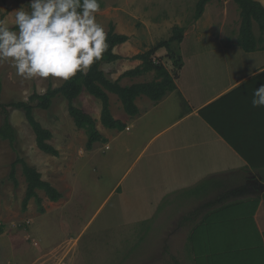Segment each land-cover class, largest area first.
Masks as SVG:
<instances>
[{
	"label": "rangeland",
	"instance_id": "rangeland-1",
	"mask_svg": "<svg viewBox=\"0 0 264 264\" xmlns=\"http://www.w3.org/2000/svg\"><path fill=\"white\" fill-rule=\"evenodd\" d=\"M257 1L264 6V0ZM99 2L101 11L97 13V22L105 31L113 25L117 34L128 37L125 44L116 48L122 60L101 66L111 80H115L123 71L136 67L138 62H132L130 57L148 50L159 41L167 40L173 26L178 25L186 29L195 22L193 15L196 0ZM29 3L30 0H0V19L5 20L10 28H14L15 11L21 7L30 11ZM206 13L208 20L214 22L215 38L221 34L222 40L237 41L240 17L232 0H214L205 7L202 19ZM253 32L258 35L255 25ZM203 33V40L210 37L206 31ZM188 43L190 42L185 40L181 45L175 44L172 48L176 49L181 57L202 48L195 42L185 45ZM254 55L256 54L250 57L255 58ZM154 58L155 62L164 65L168 71L172 70L165 49L158 50ZM239 63L234 61L230 66L237 70ZM152 79L153 73H148L121 82L128 85V82H149ZM62 83V80L52 78L22 80L10 63H0V126L4 117L3 107H6L10 123L16 130L12 146L0 138V264H174L171 257L180 264H194L188 237L194 233L195 226L202 220V213L207 211H203L201 207L227 189V185L229 188L243 184L244 174L232 173V176L217 175L207 178L206 180H212V183H207L208 187L222 182L223 189L213 191L201 199L187 196L181 198L184 196L183 190L173 196H180L179 201L171 197L161 205L134 204L127 196L119 195V192L112 188L119 176L129 168L138 147L133 151H121V141L111 144V147L109 144L104 146L95 143L98 149H104L103 153L95 146L94 149L87 150L86 132L75 127L68 114L67 102L63 98H56L49 110L34 109L33 112L35 119L52 133L49 144L59 153L57 157H53L37 149L34 135L24 119L23 112L8 106L10 103L26 101L33 91L43 94L49 84L59 87ZM112 97L115 102L111 99L109 101L111 111L117 113V103L123 111L118 98L115 95ZM73 104L95 120L101 135L110 139L117 134L100 124L101 105L92 96L85 92L80 93ZM123 113L126 115L124 111ZM101 154L102 157L108 158L106 163L102 162ZM17 156L35 167L42 174V179L62 194L58 202L49 201L42 191H38L40 206L31 200L25 211L21 209L26 189L21 166H16L17 188H14L8 178L10 165ZM115 156L119 157V164L112 160ZM111 161L115 167L111 166ZM135 164L126 173L129 179L137 171L138 165ZM251 176L256 177L257 173H252L249 177ZM247 192L248 195L244 199L259 197L258 204L260 203L264 210V192L258 194L250 188ZM246 211L242 217L246 218L247 226L252 225L253 215L250 214V218ZM237 213L241 216L240 212ZM238 215L225 218L231 219ZM186 218L189 220H185ZM210 228L212 226H209L205 234L214 237L215 230ZM239 230L240 228H221V245L228 241V236L233 237L237 244L226 246L224 258L216 264H228L231 260L235 261L232 264H241L246 255L244 253H249V264L262 261L264 257L257 251L264 237L261 241L256 239L259 243L257 245L243 244ZM223 247L217 248L216 253H222ZM211 250L207 252L214 253L215 248ZM227 252H231L228 257Z\"/></svg>",
	"mask_w": 264,
	"mask_h": 264
},
{
	"label": "crops",
	"instance_id": "crops-1",
	"mask_svg": "<svg viewBox=\"0 0 264 264\" xmlns=\"http://www.w3.org/2000/svg\"><path fill=\"white\" fill-rule=\"evenodd\" d=\"M202 18L184 31L180 45L186 40L190 43L185 45L195 42L202 48L181 57L183 66L175 80L176 90L156 103L145 96L138 97L135 104L139 114L135 117L124 115L118 103L117 113L110 109L113 118L123 122L125 128L121 131L111 130L117 134L110 139L102 135L106 143L99 144L104 146L109 144L111 147V144L122 141L121 151L125 149L133 151L138 147L129 168L119 176L112 188L119 192V195L127 196L134 204L161 205L163 201L183 190L184 196L181 198L185 197L190 189L209 177L234 173L244 174L246 179L252 173L259 175L260 171H264V107L252 106L255 89L264 85V50L242 53L243 50L237 45V41L222 40L221 34L217 38L214 37L215 25L212 20H208L207 13L204 19ZM206 18L208 21H205ZM203 31L210 37L203 40ZM116 48L114 52L119 55ZM253 54H256L255 58L250 57ZM234 61L240 62L237 70L230 66ZM137 62L139 65L140 62ZM253 73L258 75L253 76ZM128 79L130 78L122 80L125 82ZM121 81L122 86L136 83L128 82L127 85ZM112 95L108 94L109 101L115 100ZM220 99L225 103L234 101L239 110L236 113L223 108L227 116L220 114L221 122L213 120L219 116V113L215 112V116L209 121H212L217 130L201 117L199 111ZM206 116L209 117V114ZM223 135L241 150L242 155L251 159V164L254 163L259 168L251 169L250 164L237 153ZM95 145L92 148L98 149ZM98 150L104 152L103 148ZM100 157L102 162L106 163L108 158L102 157V154ZM118 159V156L112 158L116 162ZM134 164L138 165V168L140 165V168L139 171L137 168L136 176L129 179L126 173ZM111 166L115 167L112 161ZM226 182L229 183L228 180ZM181 198L176 196L172 199L179 201ZM257 205L252 214L253 232L261 241L264 237V210L260 203ZM190 251L192 253L191 248ZM257 253L264 257V241L260 242ZM229 254L231 252H227L226 256ZM244 254L246 255L241 264H249V253ZM192 261L195 264L194 257ZM233 262L235 261L231 260L227 263ZM256 264H264V258Z\"/></svg>",
	"mask_w": 264,
	"mask_h": 264
},
{
	"label": "trees",
	"instance_id": "trees-1",
	"mask_svg": "<svg viewBox=\"0 0 264 264\" xmlns=\"http://www.w3.org/2000/svg\"><path fill=\"white\" fill-rule=\"evenodd\" d=\"M212 1L214 0H196L195 13L193 15L194 21H197L202 16L205 7ZM232 1L238 9L240 17L237 45L247 53L264 50V6L257 0ZM253 25L257 27L258 35L253 32ZM13 29H15V27ZM184 31V27L178 25L173 26L171 28V35L167 40L159 41L148 50L130 57L133 61H139V65L123 72L117 79L111 80L101 69V66L103 64H112L122 59L120 55H117L114 52V49L127 42L128 37L117 34L114 31V26L110 25L106 31L109 48L104 53L103 59L94 64L86 75L78 73L73 79L66 82L63 81L59 87H53L49 84L43 94L33 91L26 101L10 103L8 106L23 112L24 119L34 135L37 149L45 154L57 157L59 154L58 151L49 144V141L52 138V133L35 119L33 112L34 109L47 111L52 106L54 99L63 98L67 102L68 114L72 118L75 127L86 132V135L88 136L86 149L91 150L95 143H106V139L98 132L95 120L88 113L77 108L73 104V102L79 97V94L85 92L100 103L101 110L99 122L104 128L118 131L123 130L125 124L120 120L113 118L111 114L108 94H113L118 98L126 115L129 117H135L139 114V110L135 104V100L138 97L145 96L150 101L156 103L161 101L168 93L176 90L175 80L179 77L183 64L181 56L176 49L172 48V46L182 42ZM160 49H165L167 51L168 59L171 61L172 65L171 71H168L161 63L155 62L154 55ZM148 73H153V79L149 82L133 83L128 86H122L120 84V81L123 78H135ZM223 108H228L236 113H238L239 110L234 101L225 103L220 99L200 110L199 113L201 117L216 128L209 119L214 117L216 112L219 113L218 118L220 120H218V118H214L213 120L215 122H221L222 116L220 114L224 117L227 116V114L224 113ZM3 112L4 117L0 126V138L8 141L12 146L16 138V130L10 123L6 107H3ZM206 114H209V117H207ZM231 118H233V116H231ZM224 138L233 146L237 153H239L242 158L250 164L251 169L259 168L258 165L256 166L254 163L251 164V159L242 155L241 150H239L236 145L234 146L228 137L224 136ZM17 165L21 166V171L26 184L25 194L21 202V209L23 211L26 210L31 200H34V202L40 206L41 199L38 196V191H42L51 202L55 203L61 199L62 194L50 183L44 181L42 179V174L35 167L28 165L25 160L19 156H17L11 163L8 174V178L12 181L14 188H17L18 186L15 177ZM259 176L264 184V171H260ZM207 183H212V180L208 179L202 181L200 184L190 189L186 193V196L201 199L210 195L213 191L223 189L222 182L216 183V186L214 187H208ZM247 190L248 188L245 183L236 187L227 188L222 190L216 198L207 201V203L201 207L203 211H207L202 213V220L195 226L194 233L190 234L188 237V243L190 244V248L195 257V264H216L217 261L224 258V249L226 246L228 247L237 244L233 237L228 236L226 238L228 241H224V244L221 245L222 241L220 237L222 234H219L222 227L227 230L240 228L239 231L242 234L241 239L243 240V244H259L258 241H256L259 237H255L257 234L253 232V224L247 226L246 218L242 217L245 216L244 213L248 209L249 211L246 212L251 218L250 214H253L259 199V197H257V199H244L248 195ZM250 204L252 206H250ZM40 211H42V209ZM237 212H240L241 216L238 215ZM229 215H238V217L231 219L225 218V216ZM185 220L188 221L189 219L186 218ZM209 226H212L210 229L215 230L214 237L205 234ZM249 235H252V237H248ZM237 239H240V237H237ZM222 246H224L222 253H216V249ZM213 248H215L213 251L214 253L207 252V250L212 251L211 249ZM171 259L175 264H179L174 257H171Z\"/></svg>",
	"mask_w": 264,
	"mask_h": 264
},
{
	"label": "clouds",
	"instance_id": "clouds-1",
	"mask_svg": "<svg viewBox=\"0 0 264 264\" xmlns=\"http://www.w3.org/2000/svg\"><path fill=\"white\" fill-rule=\"evenodd\" d=\"M29 8L15 11V29L0 19V63H10L22 80L66 82L103 59L109 44L96 18L99 0H30ZM252 106L264 107V85Z\"/></svg>",
	"mask_w": 264,
	"mask_h": 264
},
{
	"label": "water",
	"instance_id": "water-1",
	"mask_svg": "<svg viewBox=\"0 0 264 264\" xmlns=\"http://www.w3.org/2000/svg\"><path fill=\"white\" fill-rule=\"evenodd\" d=\"M253 179L250 181L252 185L253 191L258 192L259 194H262L264 192V184L261 182V177L257 175L256 177H252Z\"/></svg>",
	"mask_w": 264,
	"mask_h": 264
},
{
	"label": "flooded vegetation",
	"instance_id": "flooded-vegetation-1",
	"mask_svg": "<svg viewBox=\"0 0 264 264\" xmlns=\"http://www.w3.org/2000/svg\"><path fill=\"white\" fill-rule=\"evenodd\" d=\"M252 178V177H251ZM249 176L248 177H246V179H245V184H246V186H247V188H250V189H252L253 187H252V185L250 184L251 182V179Z\"/></svg>",
	"mask_w": 264,
	"mask_h": 264
}]
</instances>
